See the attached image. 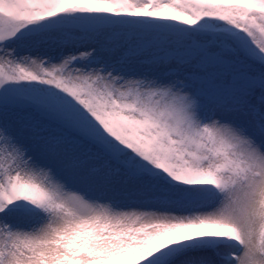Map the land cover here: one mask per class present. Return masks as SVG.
<instances>
[{"label": "snow or ice", "instance_id": "1", "mask_svg": "<svg viewBox=\"0 0 264 264\" xmlns=\"http://www.w3.org/2000/svg\"><path fill=\"white\" fill-rule=\"evenodd\" d=\"M0 264H264V0H0Z\"/></svg>", "mask_w": 264, "mask_h": 264}]
</instances>
